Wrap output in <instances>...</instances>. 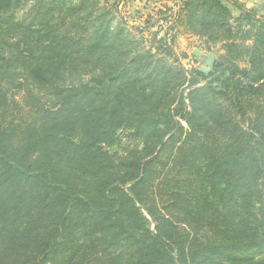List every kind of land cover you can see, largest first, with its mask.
Returning <instances> with one entry per match:
<instances>
[{
    "label": "trees",
    "instance_id": "1",
    "mask_svg": "<svg viewBox=\"0 0 264 264\" xmlns=\"http://www.w3.org/2000/svg\"><path fill=\"white\" fill-rule=\"evenodd\" d=\"M174 1L221 67L97 0H0V264H264L234 255L264 248V17Z\"/></svg>",
    "mask_w": 264,
    "mask_h": 264
},
{
    "label": "rangeland",
    "instance_id": "2",
    "mask_svg": "<svg viewBox=\"0 0 264 264\" xmlns=\"http://www.w3.org/2000/svg\"><path fill=\"white\" fill-rule=\"evenodd\" d=\"M222 2L229 8L233 17H237L240 13L239 6L247 9H255L258 16L264 17V0H222ZM103 10L111 9L113 6L114 24L117 22L123 28L126 26H138L144 28L142 33L134 31L137 39L148 40L153 31H158L162 36L163 32L168 29V35L176 36L173 43V51L175 52V60L185 69L199 68L203 72L212 71L214 68L222 66V59L220 54L221 49L214 45V42L206 36H200L191 30H186L183 24L175 21V14L177 6L174 0H97L96 2ZM148 20V23H144ZM173 21V22H172ZM174 21L178 24H174ZM126 24V25H125ZM173 24V28L169 26ZM148 27V28H146ZM213 55L217 66L206 63V57ZM187 87L183 90L184 95L187 92ZM15 100L20 96L14 94ZM184 126L186 124L181 121ZM124 130L118 132V139ZM109 151H115L118 146L107 147ZM146 218L147 214L144 212ZM147 225L153 229L154 222L148 218ZM236 256L252 257L254 260L264 259V248H246L236 252Z\"/></svg>",
    "mask_w": 264,
    "mask_h": 264
},
{
    "label": "water",
    "instance_id": "3",
    "mask_svg": "<svg viewBox=\"0 0 264 264\" xmlns=\"http://www.w3.org/2000/svg\"><path fill=\"white\" fill-rule=\"evenodd\" d=\"M206 63H207V64H212V65H215V64H216L217 66L220 65V63H219V62H216L214 56L211 55V54H210L209 56L206 57Z\"/></svg>",
    "mask_w": 264,
    "mask_h": 264
}]
</instances>
